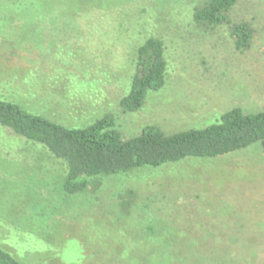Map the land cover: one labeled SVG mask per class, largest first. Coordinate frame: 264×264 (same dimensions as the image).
I'll return each mask as SVG.
<instances>
[{"label":"rangeland","instance_id":"rangeland-1","mask_svg":"<svg viewBox=\"0 0 264 264\" xmlns=\"http://www.w3.org/2000/svg\"><path fill=\"white\" fill-rule=\"evenodd\" d=\"M55 1L39 7L73 10L29 19L13 12L21 0H0V98L66 127L110 114L123 140L146 126L170 135L233 107L264 109V0L230 10L252 28L245 50L227 25L194 22L201 0ZM149 37L163 42L164 84L124 112ZM66 175L64 160L0 125V244L21 264H264L260 143L86 177L73 193Z\"/></svg>","mask_w":264,"mask_h":264},{"label":"trees","instance_id":"trees-1","mask_svg":"<svg viewBox=\"0 0 264 264\" xmlns=\"http://www.w3.org/2000/svg\"><path fill=\"white\" fill-rule=\"evenodd\" d=\"M40 3V0H21L14 3L17 8L16 11L13 8V12L35 19L52 15L61 17L73 10L63 5L55 6V10L43 8L39 7ZM59 3L55 1V5ZM235 3L236 0H201L193 7V20L203 27L227 25L236 48L245 50L252 39V28L246 21H231L229 14ZM66 4L74 5L72 2ZM166 65L163 42L156 37L147 38L137 51L131 88L119 101L122 111L138 110L148 90L163 86ZM0 125L27 141L40 143L53 156L64 160L67 165L64 189L69 193L82 190L86 186V177L133 167H155L186 157H217L253 143H260L264 154V109L245 113L242 108L233 107L225 111L217 123L170 135H165L156 126H146L140 135L123 140L115 127V118L110 114L86 127H66L29 111L18 102L0 98ZM0 264L21 263L0 244Z\"/></svg>","mask_w":264,"mask_h":264}]
</instances>
